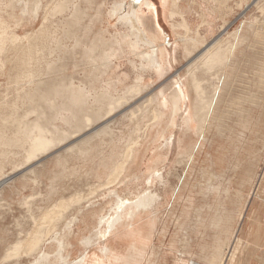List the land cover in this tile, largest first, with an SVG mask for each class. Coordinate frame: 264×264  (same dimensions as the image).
Returning a JSON list of instances; mask_svg holds the SVG:
<instances>
[{
	"label": "rangeland",
	"instance_id": "rangeland-1",
	"mask_svg": "<svg viewBox=\"0 0 264 264\" xmlns=\"http://www.w3.org/2000/svg\"><path fill=\"white\" fill-rule=\"evenodd\" d=\"M31 1L0 0L2 8H0V19L8 28L5 33L7 41L0 44V124H2L0 125V179L11 174L15 179L16 174L32 160L25 158L30 144L32 146L30 153L33 157L37 156L36 152L40 155V151L48 152L66 144L64 154L66 195L64 202L61 200L59 205L42 207L43 211L37 218L35 217L36 220L26 221L28 226H32L31 229L17 232L18 236L21 234L23 237L22 244L18 241L12 247L14 252L12 249L10 251V261H1L0 264H31L33 258L42 252L47 241L52 240L58 232V227L61 228L64 225L65 220L69 221L76 216L80 219L79 210H85L89 206L86 210L100 211L98 216L108 218L116 214L117 200L115 198L132 201L140 196L151 198L153 195L158 198L154 204L158 210L156 234L164 230L162 236L155 234L154 241L150 243L147 250L149 254L154 248L152 253L156 260L153 264H187L186 259L192 255L191 252L194 249L192 237L203 240L207 235V243L213 244L217 241V246L213 250L201 246L198 250L205 264H216L215 260L220 254V247L224 243L227 245L231 238L236 237L234 228L237 226V220L243 219L244 207L247 204L245 201L247 198L243 195L251 193L257 196V193L264 192V0H189L192 3L194 19L196 20L198 15L199 19H204L206 16L208 23L205 24L202 21L204 25L202 23L198 25V27L202 25V29L196 27L192 32L187 30L188 37L182 23L181 30L184 38L181 39L180 46L172 42L169 37L162 38L160 40L162 45L170 50L176 46L175 51L178 50L174 53L176 57H174L172 69L170 68L167 75L161 78H157L152 72L137 71L143 77L140 83H135V77L139 73L134 71L129 63L139 64V58L148 53L149 49L140 44L137 48V56L131 54L130 56L128 46H119L116 42L121 40L122 32H127L125 27L127 25L121 24L125 22H119V20L130 15L133 4H138L141 0H129L128 3H123L126 0H77L78 10L81 13L79 17H72L71 11L67 10L68 12H64L62 16L50 15L47 20H44V17L47 8H51V0H42L43 11L38 14L39 18L36 21L28 19V15H25L24 3L34 2V0ZM149 1L153 4L154 0ZM153 5L157 8L155 4ZM113 10L116 15L109 17V23H107V15ZM142 11L145 10L142 9ZM151 15H144L143 27L141 26L144 31L149 18L152 19L153 26L156 24L157 15L154 13ZM57 19L62 21L64 19V23L55 32L56 29L51 26V23L54 22L53 24L57 25ZM91 21L98 23H96L97 28L90 26ZM161 26L163 34H167L166 23L163 20ZM153 28L157 34V28ZM39 29L42 31L40 32ZM85 29H88L87 35H85ZM97 32L99 36L94 34ZM25 33H31L33 40L36 38L33 42L36 48L31 52L32 61L29 64L31 73L34 75L44 74V71L46 73L48 70L45 62L48 37L55 35L63 40L65 44L62 46L63 60L55 61L54 65L58 67V70L48 74L49 77L44 79L54 81L49 84L53 85V90L58 87L61 92L66 86L69 89L82 91V101L75 109L74 116H70L69 113L62 115L60 105L66 102H63L61 97L54 102V95L51 91L49 93L43 89V86H38V90H34L35 86L31 85L32 90L37 92L29 90L30 93L26 99L30 100L27 101L22 93L27 87L18 84L21 82L20 79L18 77L7 79V69L9 65H13L16 52L21 51V47L18 48V46L22 44L21 41L12 42V35L23 39ZM46 33L47 36H45ZM152 33L147 32V34ZM129 35L125 36L123 41L136 40L133 32L129 31ZM97 37L109 44V49L123 48L125 50L123 57H118L119 60L117 58L112 62V68H114L109 71V76L94 74V70L88 65L83 55L84 47L89 46ZM6 43H8L7 46ZM185 47L187 51H184ZM12 49L15 50L14 53H10ZM10 57L13 61H10ZM217 57L219 58L214 61L217 63L212 65V59ZM208 59L209 62L211 61L209 63L211 66L205 63ZM16 72V69L12 70L11 74ZM93 75L96 77L93 78ZM117 77H122V83L119 84L116 81ZM183 83L186 89H189L188 93L190 92L192 99L190 106L194 110V116L189 121L190 130H194L191 129L193 126L194 134L202 133L203 135L204 133L207 139L203 149L193 150V159L185 155L180 156L177 152L174 143L179 131L170 128V125L162 132L164 140L160 137L154 145H145L144 130L152 118L153 97L161 94L162 98L165 96L168 98L176 90V86H181ZM214 88H218L219 100L217 99L208 113V99ZM55 104L59 105L58 111L54 109ZM56 112L59 117L54 120ZM145 113L148 115L145 116ZM184 115L183 109L178 123H181L180 120ZM36 127L45 131L46 135L49 134L50 143L54 144L57 137L59 143L57 144V141L56 146L52 148L40 146L39 149L35 148L36 152H34L33 138L39 134L36 132ZM172 136H174L173 147L169 145L165 147L164 145L172 140ZM136 142L135 147L133 144ZM21 148L25 153L23 163H19V153L12 151V149ZM45 148L47 151H43ZM139 151L142 153L139 154ZM134 154L135 157L142 158L140 165H138L139 160L133 159ZM210 154L212 157L209 156ZM196 158H202L198 160V163L204 159L207 165V172L206 167L202 170V175L207 182L201 189L191 183L194 166L198 163L192 168L187 167L192 165L191 160L195 162ZM210 158L216 163L217 178L210 177L214 173ZM8 165L10 168L7 171L5 166ZM19 166L21 168H18ZM199 167L201 166L197 168ZM129 172H132L131 175ZM155 173L160 174L161 181ZM125 177L129 178L125 179ZM135 178H139L141 182L137 184ZM195 180H198L200 185L205 183L199 174L194 178ZM209 186L214 189L211 194L207 192L209 215H207L208 211L203 209L201 217L205 222L200 226L196 221V214L191 209L187 210L186 201L195 199V193L192 192L197 187L200 189L197 195L202 196L201 193H206ZM201 200L200 198L199 204ZM238 204L240 208L237 209L235 206ZM251 211V207H248L241 223L243 228L249 222ZM22 215L11 214L10 222L16 227V221ZM189 218L192 219V224L186 222ZM207 221L210 223L207 224ZM172 224L175 229L171 228L169 233V227ZM2 225L3 222H0V226ZM98 226L96 220L93 227H83L82 235L77 241L81 242L90 234L93 235ZM237 236H244L243 231ZM223 237L224 242L219 240ZM92 240L93 244L86 249L83 245H79L80 251L75 257H85L87 264H92L94 261L90 259V255L100 259L102 264H123L115 257L102 256L105 246L100 242L103 240L97 238ZM159 242L161 245H158ZM50 248L56 251V246ZM125 251L124 248L120 253ZM208 252L210 255H207ZM221 256L220 259H222ZM52 262L56 261L52 259ZM139 263L147 262L145 260Z\"/></svg>",
	"mask_w": 264,
	"mask_h": 264
},
{
	"label": "bare ground",
	"instance_id": "bare-ground-1",
	"mask_svg": "<svg viewBox=\"0 0 264 264\" xmlns=\"http://www.w3.org/2000/svg\"><path fill=\"white\" fill-rule=\"evenodd\" d=\"M41 1L42 0H34V2H32V3H24V6L26 7L25 15H28V19H33L35 21L38 20V18H39L38 14L41 11H43L42 9L44 7L42 5ZM5 2H4V4H5ZM13 3H15V2H13ZM176 3H179V1L178 0H172L173 11L171 12V14L169 16L172 19L175 16L180 15V17H182L184 15L183 14L181 16L179 9L176 11L174 10ZM165 4H167V3L165 2ZM47 5H49V4H47ZM50 6H51V8H47V11L45 12L44 20H47V17L50 15L56 16V17L59 15L62 16L64 14V12L66 13L67 10L71 11V13H72L71 15H73L72 17H79L81 15L80 11L78 10L77 0H51ZM161 6L163 8L161 15L162 16L167 15L168 13L164 14V12H165L164 7L166 5L165 6L161 5ZM5 7H7V6H5ZM153 7H154V5L149 0H141L138 4L137 3L133 4V6L131 7V11L129 13L130 15L124 16L123 19L119 20V22H125V23H121V24L128 26V28L130 29V32L131 33L133 32L135 34L136 40L134 39V41L125 42V41H123L125 36H122L121 40L116 42V44L119 46H123V45L128 46V54L129 55L131 54L134 56L135 55L137 56V54H138L137 48L140 44L147 47L149 49L148 53H146L145 55H143L142 57L139 58V61H140L139 64H134L133 62H130L129 64L131 65V67L136 72L137 71H140L142 73L152 72V73H154L155 76H157V78H161L172 67L173 61L175 60L174 57H176V56H174L175 55L174 53H177L176 51H178V50L176 49V51H175L176 46H174L173 49L171 48V50H170L168 47H165V45H162L160 43V40L164 36V34H163L164 32L162 30L163 28H162L160 23L156 22V24H154L155 28H157V31H158L157 34H155V33L147 34L146 30L144 31L143 29H141V26L143 27V20L145 19L144 15H151L152 13L157 15L156 14L157 8H155V7L153 8ZM0 8H1V6H0ZM16 9H15V11H16ZM142 9H144L145 11H142ZM6 10H8V9H6ZM8 12L10 13V10ZM115 15L116 14L114 13V10L111 11L107 15L108 21H106V20L105 21L107 23H109V17H113ZM201 17L202 16H200V18ZM20 18H22V17H20ZM97 19H99V18L97 17ZM165 20H166V18H165ZM167 20H169V19H167ZM202 20H204L203 22H205V24L208 23L206 16ZM56 21H58L57 25H54L53 24L54 22L51 23V26H54V29H56L55 32L58 30V27L62 23H64V19H63V21L59 20V19H57ZM94 21H95V19H94ZM101 21H102V19H101ZM116 21H118V19H116ZM116 21H114V22L116 23ZM153 21H154V18H153ZM31 22H34V21L31 20ZM203 22H202V24H203ZM6 23H7V21H6ZM12 23H13V21H12ZM28 23H30V22H28ZM96 23L91 21L90 26L93 28H94V26H96V28H97ZM22 24H23V22H22ZM36 24H38V23H36ZM22 26H24V25H22ZM183 26L185 27L186 30H188V24L187 23L183 22ZM45 28H46V25H45ZM7 29L8 28L4 25L3 20L0 19V44H3L4 41L6 40L5 33H6ZM49 29H50V27H49ZM41 31H42V29L40 30V32ZM87 31H88V29H85V35L88 34ZM94 34L96 36H99V32L94 33ZM194 34H196V33H194ZM50 35H51V33H50ZM4 36H5V38H4ZM31 36H32L31 33H29V34H26L23 39H19L14 34L12 35V42L21 41L22 44H21V46H18V48L21 47L20 48L21 51L19 50V53L16 52L15 60L13 61L12 58L10 57V61H13V63H12L13 65L12 66L9 65V67L7 69V73H6V74H8L7 79H12V78L15 79L18 77L21 81L18 84H20L21 86L27 87V88H24L23 92H22L24 99H26L28 93H30L29 90H31V91L38 90V86H43V89L47 90L49 93L51 91V93L54 95L53 101L54 100L57 101V99L59 97H61L62 101L66 102V103H63L60 105L62 115L64 113H69L70 116H74L75 109L77 108V106L82 101V96H81L82 91L69 89L66 86L64 89L62 88L61 92L59 91L58 87H56L53 90V88H52L53 85H49V84L51 82H54V81H51L49 79H44V77H49L48 74H52L58 70V67H55L54 62L55 61L59 62V61L63 60L64 49L62 46H65V44H63V40L60 37H57L55 35H51L50 37H48V40L46 43L47 44V46H46L47 61H45L46 62V69L48 68V70L46 73L44 71V74L41 73L42 75L41 74L34 75L33 73H31V69L29 68L31 66H29V64L32 61L31 52L36 48V45L33 44V42H34V40H36V38L33 40V39H31ZM45 36H47V33L45 34ZM9 37H11V36L9 35ZM64 37H65V33H64ZM45 39H47V37H45ZM101 39L102 38L97 37L90 43L89 46L84 47L83 55H84L85 60L88 62V65L91 67L92 70H94V72H93L94 74L98 73L100 75L102 74L104 76H109V71L114 68V67L112 68V62L114 60H116L118 57H123L125 55L124 54L125 50H123V48H121V49H112V48L109 49V44H107L105 41H103ZM214 42H215V40H214ZM7 44L8 43H6V46H7ZM75 45H77V43H75ZM184 51H187V47H185ZM14 52H15L14 49L10 50V53H14ZM210 57H207V58L210 59ZM218 58L219 57L212 59V65H213V63L214 64L217 63L214 61ZM209 59L205 63L208 66H211L209 64L211 62V61L209 62ZM118 60H119V58H118ZM203 61H204V59H203ZM6 68H4V69H6ZM27 68H28V70H27ZM15 69L17 70V72L14 74H11V71L15 70ZM203 69L205 70V68H203ZM140 72H137V73H139V75L136 73L137 75L135 77V83H140V81L143 80V77L140 75ZM92 77L95 78L96 75H93ZM121 78L122 77H117L116 81L119 84L122 83ZM31 85L35 86L34 90H32L33 86H31ZM189 88H191V87H189ZM188 90L186 89V86L183 83L181 86H179V85L176 86V90H174L169 95L168 98H166L167 96L162 98V96H160L161 94H157L153 97L154 108L151 111L152 118H151V121L146 125V129L144 130L145 131V135H144L145 145L152 146L157 142V140L160 137L163 138L162 132L164 131V129L166 127L168 128V126L170 125V128L177 129L179 131V135H178L177 139L175 137L176 143H174V144H175L176 150L180 154V156L185 155L188 158L193 159L194 158L193 150L194 151L198 150V149L201 150L204 148V144L206 143V140H207L206 137H204V133H203V135H202V133L201 134H194L195 128L193 126L191 129H194V130H190L189 121L194 116V113H193L194 110H192V108L190 106L192 102L190 100L191 97L189 95L190 92L188 93ZM47 91H45V92H47ZM34 92H37V91H34ZM212 92H213L211 95L212 97L209 96L210 99H208L209 100L208 106H207L208 107L207 108L208 113H210L209 109L210 110L212 109V107L214 106V103L217 101V99L219 100L218 88L217 89L214 88V90ZM18 97H20V96L18 95ZM23 97L21 98L22 100H23ZM47 99H48V97H47ZM22 100H21V102H23ZM29 100L30 99H28L27 101H29ZM40 101H41V99H40ZM196 102H198V100ZM52 107H51V109H52ZM58 107H59V105L57 104L56 108H54V109H56V111H58ZM10 108H12V107H10ZM183 109L185 111V115L182 116V119L180 120L181 123H178L179 116H180L181 111ZM23 112H25V111H23ZM62 115L60 114V116H62ZM144 115L147 116L148 114L145 113ZM57 117H59L58 112H56V114H55L56 119H54V120H57ZM6 123L8 124V122H6ZM0 125H2V124H0ZM180 126H181V128H180ZM196 129H198V128H196ZM202 129H201V132H202ZM36 132L39 134H36V136H34V138H33V141H34V147L33 148L34 149L35 148L39 149L40 146L44 147V145L47 146V148H50V147L52 148V147H54L55 143L59 140L57 137L58 140L56 139L54 144H53V142L50 143L51 141L49 140V134L48 133L46 135L44 133L45 131H43L39 127H36ZM192 132H193V134H192ZM163 140H164V138H163ZM173 140H174V136H172V140L169 142V144L167 143L164 146L166 147L167 145H169V146L173 147V142H172ZM167 141H169V139H167ZM58 143H59V141L57 142V144ZM133 145L136 147L137 142L134 143ZM43 151H47V149L45 148V150H43ZM34 152H36V149L34 150ZM41 152L42 151H40V153ZM141 153H142V151H139V154H141ZM209 156L212 157V154H210ZM132 157H133V159H136L137 161L139 160L138 165H140V161H142V158L140 159V157L139 158L137 156L135 157V154ZM33 158H34L33 154L30 153V154H28V157L26 159L31 160ZM210 160L212 162V170L214 169V173H212L210 175V177L215 178L218 174V172L215 168L216 163H215L214 159L210 158ZM191 163L193 164L194 161L191 160ZM125 167H126V165H125ZM18 168H21V167L19 166ZM13 173H14V171H13ZM130 173H132V172H129V174ZM12 175L13 174H11V176L10 175L4 176V177L2 176L3 178L0 179V187H2L9 180H11L13 177ZM155 175L161 181L162 177L160 176V174L157 175V173H155ZM111 176H113V175H111ZM219 176H221V174ZM129 177H125V179L129 178ZM135 181H137L136 182L137 184L141 182V180L139 178H135ZM125 183H126V181H125ZM107 185H109V183ZM207 192L211 194L212 192H214V189L209 186V187H207ZM144 195H146V194H144ZM115 199L117 200L116 201L117 204L115 203L116 204V212H115L116 214L114 216L110 215L111 217H108V218L107 217H100V216H98L100 211L96 212V210H95V211L91 212L89 210H86V209H89L88 208L89 206H88L85 210H79L78 214L81 216L80 219H78V217L76 216V218H73V219L70 218L69 221L65 220L64 225L61 228L58 227V230H57L58 232L55 233L52 240L47 241V243L44 245L42 252L40 254H37V256L35 258H33V262L31 264H87V259L85 257L77 258L75 256L80 251L79 245H83V248L86 249L93 244L92 239H94V238L103 240L100 243H102V245L105 246L104 252L102 253V256L105 258H109V257L114 258L115 257L117 260H121V262L123 264H140L139 261H145V260L147 262L145 264H153V262H155V260H156V258L154 257V253H152L154 248L150 250L149 254H147V250H148L150 243L154 241L153 238H155V234H156V227L155 226H156V220H157V216H158V210L154 204L158 200V198L153 195L151 198H148V197L144 198V196L143 197L140 196V197H138L132 201H122L118 197ZM94 209H95V206H94ZM186 214H187V212H186ZM96 220H97V224L99 226L96 227V229L94 230V234L93 235L90 234L89 237L85 238V240H83L81 242L77 241V239L82 235V231H81L82 228L83 227L84 228L93 227ZM75 224H76V226H75ZM58 225H60V224H58ZM74 226L76 227V229ZM92 233H93V231H92ZM163 234H164V230H160L157 232L156 235L162 236ZM95 243H97V241ZM42 245H43V243H42ZM53 246H56V251H54V249L51 250L50 247H53ZM37 247H39V246H37ZM124 248L126 249L125 253H123V252L120 253V251L123 250ZM12 250L14 252V249H12ZM170 251H172V249ZM52 259H54V261H56V262L55 263L52 262ZM90 259H94V261H92V264L96 263V261H98V263L102 264V261H100V259H96V257H94V255H90ZM223 260L224 259L222 256V259H220L219 264H222ZM98 263H96V264H98Z\"/></svg>",
	"mask_w": 264,
	"mask_h": 264
},
{
	"label": "crops",
	"instance_id": "crops-1",
	"mask_svg": "<svg viewBox=\"0 0 264 264\" xmlns=\"http://www.w3.org/2000/svg\"><path fill=\"white\" fill-rule=\"evenodd\" d=\"M138 1V0H134ZM164 3H163V2ZM179 3H176L175 11L179 9V12L181 13V16L174 17L173 19L170 18V14L173 11L172 7V0H154L153 4L157 6V17L155 18V23L158 22L161 24L162 20L166 23L165 28L167 29V34H164V38H171L172 42H176L178 46L181 45V39L184 38V34L181 30V24L183 22L188 24V31L192 32L193 29H196L200 23H202V19H199V15L197 16V19L195 20L192 13V3L189 0H178ZM129 0H126L123 3H128ZM165 2L167 4H165ZM166 5L164 8V14L168 13L167 15H161L162 14V6ZM169 6V7H168ZM161 12H160V11ZM203 10V8H202ZM167 11V12H166ZM183 12V13H182ZM204 15V14H203ZM168 16V17H167ZM166 18V20H165ZM183 18V19H182ZM169 19V20H167ZM152 19L149 18V21H147L148 25L145 26L146 31L155 33L156 30L153 28ZM174 27L172 28V26ZM202 26V25H201ZM199 26L198 28L202 29L203 27ZM126 27L127 32H122V36H130L129 31L130 29ZM186 37L187 35V30ZM120 35V36H121ZM191 35V33H189ZM180 50V49H179ZM180 52V51H179ZM191 97V96H190ZM192 101V99H190ZM34 116L32 117V119ZM32 146L28 147V151H26V155L23 152V149H12V151L19 153V163H23L24 161V155L25 158L28 157V154H30ZM27 150V149H26ZM65 150H66V144L60 145L56 148H53L49 150L48 152H41L40 155L35 153L36 157L32 159L29 163L25 165V167L22 168L21 171H19L15 179L14 177L9 180L6 184H4L2 187H0V222H3V225L0 226V262H9L10 261V251L14 245L18 241L22 244V238L21 234L19 236L17 235L18 230L21 232L26 231L28 229H31V225L28 226L26 224L27 220H30L32 222L33 220H36L35 217H38V214L43 211L42 207H51L54 205H59L61 200L65 201V193H66V177H65ZM46 153V154H45ZM202 158H196V161L187 167H193L194 164L198 163V160ZM14 159L12 160V162ZM201 163H198L194 166L192 177H191V183H194V185L201 187H205L207 179L204 178L202 175V170L206 167L207 172V165L203 160H200ZM73 163V162H71ZM10 165V164H9ZM8 166H5L8 171L10 168ZM13 165V164H11ZM198 166H201L197 168ZM199 174L201 178H203L205 183L203 185H200L198 180L194 181V178ZM72 176V175H71ZM81 181V179H80ZM79 181V182H80ZM43 189L42 191H40ZM198 187L194 190L195 193V199L194 200H187L186 201V208L191 209L193 213L196 214V221L199 222L200 226L205 221L201 217V213L204 209L206 212L208 211L209 206L207 201L209 198V195L206 191V193H201L202 196L197 195L200 193V190ZM206 194V195H205ZM243 195V194H242ZM241 195V197H242ZM205 196V197H204ZM249 196V198H248ZM204 197V198H203ZM243 197L247 198L246 206L244 207L243 211V219L245 217L246 210L248 207H251V217L249 219V222L245 224L244 228L241 224L242 220H237L238 223L236 224L234 230L235 232V238L230 239V243L227 245L224 243L222 247H220V254L217 256L220 259V255L223 256V264H264V192L263 193H257V196H253L251 193L244 194ZM200 198L202 199L199 204ZM176 199V198H173ZM175 201V200H174ZM244 201V202H245ZM240 203V202H239ZM203 208H202V207ZM206 206V207H204ZM240 208V204L235 206ZM45 209V208H44ZM236 209V208H234ZM20 213L23 214L18 221H16V227L15 224H12L10 222L11 214ZM207 215H209V211L207 212ZM187 223L192 224V219L189 218ZM210 221H207V224H209ZM39 228V226L37 227ZM159 228V227H158ZM161 228V227H160ZM171 228L175 229L173 224L169 227V233ZM182 229L181 227H179ZM166 229V228H165ZM15 231V232H14ZM244 236H237L238 233H242ZM25 233V232H24ZM167 237V236H166ZM208 235L205 239H197L192 237V248H194L191 252V256L186 259L187 264H205L203 262V259L199 253L198 248L203 246L206 247L208 250H213L215 246H217V241L213 244L207 243ZM190 239V238H189ZM224 242L225 238L219 239ZM220 242V241H219ZM156 244V242H155ZM158 245H161L160 242ZM207 255H210V252H208ZM221 256V258H222ZM181 258V257H180ZM218 258H216L215 263H218ZM171 261V260H170Z\"/></svg>",
	"mask_w": 264,
	"mask_h": 264
}]
</instances>
